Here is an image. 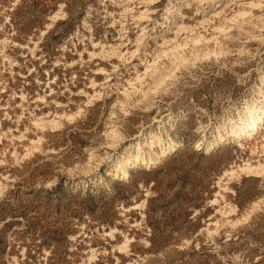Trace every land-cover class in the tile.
I'll return each mask as SVG.
<instances>
[{"label": "rangeland", "instance_id": "obj_1", "mask_svg": "<svg viewBox=\"0 0 264 264\" xmlns=\"http://www.w3.org/2000/svg\"><path fill=\"white\" fill-rule=\"evenodd\" d=\"M0 264H264V0H0Z\"/></svg>", "mask_w": 264, "mask_h": 264}, {"label": "bare ground", "instance_id": "obj_2", "mask_svg": "<svg viewBox=\"0 0 264 264\" xmlns=\"http://www.w3.org/2000/svg\"><path fill=\"white\" fill-rule=\"evenodd\" d=\"M243 116H244V120L242 122H244V126H245L246 130L248 132H254L256 129V121L254 120V117H252V114H250L249 111H246V112H244Z\"/></svg>", "mask_w": 264, "mask_h": 264}]
</instances>
